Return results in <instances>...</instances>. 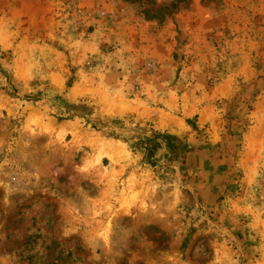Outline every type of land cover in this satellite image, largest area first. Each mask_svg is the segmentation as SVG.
Instances as JSON below:
<instances>
[{
  "label": "rangeland",
  "instance_id": "374dc122",
  "mask_svg": "<svg viewBox=\"0 0 264 264\" xmlns=\"http://www.w3.org/2000/svg\"><path fill=\"white\" fill-rule=\"evenodd\" d=\"M0 264H264V0H0Z\"/></svg>",
  "mask_w": 264,
  "mask_h": 264
}]
</instances>
